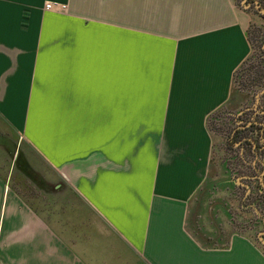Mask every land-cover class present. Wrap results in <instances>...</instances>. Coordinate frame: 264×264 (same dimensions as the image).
<instances>
[{"label": "crops", "instance_id": "obj_1", "mask_svg": "<svg viewBox=\"0 0 264 264\" xmlns=\"http://www.w3.org/2000/svg\"><path fill=\"white\" fill-rule=\"evenodd\" d=\"M250 21L234 0H0V264H264L237 183L210 192L207 119L242 111Z\"/></svg>", "mask_w": 264, "mask_h": 264}, {"label": "trees", "instance_id": "obj_2", "mask_svg": "<svg viewBox=\"0 0 264 264\" xmlns=\"http://www.w3.org/2000/svg\"><path fill=\"white\" fill-rule=\"evenodd\" d=\"M234 1L240 9H243L246 12H249L250 5H253L254 2V0ZM249 35L250 34L248 32V39L252 45V38H250ZM256 60V64L247 68L245 72L243 70L244 73L239 72L238 68L234 75V81H237L239 89L242 91L247 89L245 91H251L253 93L257 87H264V61H261L259 56H256ZM227 111L228 107L224 106L210 115L207 119V126L209 130L212 132L214 131L227 134V144L229 147L236 149L234 150L235 153H238L237 151H242L243 148H246L249 153L254 154L255 150L253 149L252 144L257 147L258 138L260 139L259 133L257 134V138L253 141L242 142L241 140L243 138V132H245L244 126H246L247 123H252L250 127L251 129L255 127L258 129V125L253 124H255V122H264V116H261L262 112H259L256 108H251V110L246 112V114L244 110H242L239 114L237 113L232 116V114H229ZM237 144H239V146L235 147ZM249 153H247V155L251 157L241 161V164H239L241 168L237 170L239 182L236 183L240 192L238 200L246 212L251 209L255 212V214H257L258 212H264V188L261 186L259 181V174L264 169V161L260 160L253 164L250 163L255 156L253 157ZM262 155L264 156V152Z\"/></svg>", "mask_w": 264, "mask_h": 264}, {"label": "rangeland", "instance_id": "obj_3", "mask_svg": "<svg viewBox=\"0 0 264 264\" xmlns=\"http://www.w3.org/2000/svg\"><path fill=\"white\" fill-rule=\"evenodd\" d=\"M249 15H250L251 21H250V26L248 28V32L250 34L249 35L250 38H252L251 39L252 45L254 46L251 45L252 52L250 56L246 59V61L239 68V72L241 73L243 72V70L245 72L247 68L256 64L257 62L256 56H259V54H261L262 49L264 51V18L255 10L253 5H250ZM245 90L244 91L240 90L237 81H234V92H236L237 94L238 93L240 94V98L236 96L237 94L236 95L234 94L235 100L238 97L237 101L238 100L240 101V107H241L240 110H245L249 112L251 108H254V106H258V105L260 106V102L255 101V92L256 91L259 92L260 90H259V87H257L253 93L251 91L247 92ZM262 102H263L262 108L264 109V101L262 100ZM211 127L213 128L212 125ZM218 133L219 132H215L216 143H218L216 144V147L219 146V149H221V151L219 153L220 159L216 158L218 161L216 160L215 162V168L216 170L218 169L219 171L215 172L216 177L214 176L213 178L210 179V184H212V186L210 187L211 188L210 192L212 196L211 200L213 201L215 205V209H219V206L217 205L218 203L217 201L221 200L217 192H219L220 189L223 190L222 187L228 188L226 187L227 182L225 183V180L230 177L233 179L232 181L238 182L239 179L237 177L238 176L237 170L241 168L239 164H241V161H242L241 157H239L238 154L233 153V152L231 153L229 151L228 145H227V138H226L227 134H225L223 138L222 136H218L217 135ZM231 193H232V190L228 192L227 196L229 199H231L230 197L233 194V197L231 200L228 199L226 201V205H228L227 209L230 210V214L234 218L232 221V224L240 228V230L241 229L244 230L246 234L249 233L253 235V237H255L254 235L256 231H254V229H256L257 231L262 229L261 223H259V221L261 220L258 219L260 217L259 216L258 218L255 217V212L251 209L245 212L243 209L239 208L238 198L240 197V194H239L240 192H239V187L237 184H236V190L234 188L233 193L232 194ZM234 196L236 199H233Z\"/></svg>", "mask_w": 264, "mask_h": 264}, {"label": "flooded vegetation", "instance_id": "obj_4", "mask_svg": "<svg viewBox=\"0 0 264 264\" xmlns=\"http://www.w3.org/2000/svg\"><path fill=\"white\" fill-rule=\"evenodd\" d=\"M256 2H258V5H259L258 9L256 8ZM253 7L264 18V14L260 12V10H264V0H254ZM263 52L264 51L262 49L261 50V54H259V59L261 61H264L263 60L264 59V53ZM259 90H260L259 92L256 91V95L259 96V98H264L263 87L259 86ZM258 108L260 109L259 112H262L261 116H264V114H263L264 113V109H262L261 106L258 107ZM244 112L246 114L247 111L244 110ZM251 125H252V123L249 122V123H247L246 126H244L245 132H243V138H242L241 141L242 142L253 141V140H255L257 138V134L259 133L260 139L258 138L257 147H256V145L252 144V146L254 147L253 149L255 150L254 154L249 153L246 148H243L244 151H243V149L241 151V154H243V156L238 154V153H236V154H238L239 157H241L242 161L245 160V159H249L251 157V156L247 155V153L251 154L253 157L254 156L256 157L255 162L260 161V160L264 161V156L262 155V153L264 152V122H259V123L255 122V124H253V125H258V129L256 127L251 129L250 128ZM261 140H263V142ZM228 149H229V151L231 153L232 152L235 153V151H234V150H236L235 148H231L228 145ZM237 152H240V151H237ZM253 161H254V159H252L250 161V163H252V164L255 163ZM261 172H264V169ZM261 186L264 187V175H263V184ZM258 216L260 218H258ZM255 217H257L258 219L261 220V221H259V223H261L262 229H260L258 231L256 229H254V231H256L255 235H254L255 236L254 238L260 244L261 248H263L264 247V212H258L257 214H255Z\"/></svg>", "mask_w": 264, "mask_h": 264}, {"label": "water", "instance_id": "obj_5", "mask_svg": "<svg viewBox=\"0 0 264 264\" xmlns=\"http://www.w3.org/2000/svg\"><path fill=\"white\" fill-rule=\"evenodd\" d=\"M256 8H257V9L259 8L258 2H256ZM260 12L264 14V10H260ZM263 175H264V172H263V174H262V176H261V181H262V182H263Z\"/></svg>", "mask_w": 264, "mask_h": 264}, {"label": "built area", "instance_id": "obj_6", "mask_svg": "<svg viewBox=\"0 0 264 264\" xmlns=\"http://www.w3.org/2000/svg\"><path fill=\"white\" fill-rule=\"evenodd\" d=\"M53 5H54V4H50V3L47 4V5H46V9H47V10H50V9L52 8ZM62 8H63V7L60 6V9H62Z\"/></svg>", "mask_w": 264, "mask_h": 264}]
</instances>
